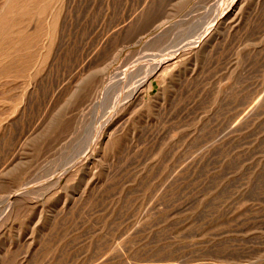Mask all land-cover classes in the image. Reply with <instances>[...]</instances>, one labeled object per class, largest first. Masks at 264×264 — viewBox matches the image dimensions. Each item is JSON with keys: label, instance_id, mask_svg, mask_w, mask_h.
<instances>
[{"label": "rangeland", "instance_id": "1", "mask_svg": "<svg viewBox=\"0 0 264 264\" xmlns=\"http://www.w3.org/2000/svg\"><path fill=\"white\" fill-rule=\"evenodd\" d=\"M0 264H264V0H0Z\"/></svg>", "mask_w": 264, "mask_h": 264}, {"label": "bare ground", "instance_id": "2", "mask_svg": "<svg viewBox=\"0 0 264 264\" xmlns=\"http://www.w3.org/2000/svg\"><path fill=\"white\" fill-rule=\"evenodd\" d=\"M242 1H243V0H242ZM235 2H236V1H235ZM230 3H231V2H230ZM236 3H237V2H236ZM236 6H237V5H236ZM229 7H230V6H229ZM232 7H233V6H232ZM227 8H228V7H227ZM228 9H229V8H228ZM237 9H238V8H237ZM220 10H221V9H220ZM231 10H232V9H231ZM231 10H230V11H231ZM221 11H222V10H221ZM230 11H229V13H230ZM222 15H223V14H222ZM225 20H226V19H225ZM219 21H220V20H219ZM223 21H224V20H223ZM223 21H222V23H223ZM227 21H228V20H227ZM227 21H226V22H227ZM218 24H220V23H218ZM224 24H225V23H224ZM211 26H212V24H211ZM215 26H217V25H215ZM221 26H222V25H221ZM225 27H226V26H225ZM207 30H208V29H207ZM207 30H206V31H207ZM205 33H206V32H205ZM205 33H204V34H205ZM219 33H220V32H219ZM180 48H181V47H180ZM4 54H5V53H4ZM10 54H11V53H10ZM7 55H9V54H7ZM4 56H5V55H4ZM173 56H174V55H173ZM173 56H172V57H173ZM5 59H6V58H5ZM162 64H163V60L160 61L159 65L162 66ZM165 65H166V64H165ZM160 66H159V67H160ZM163 66H164V65H163ZM161 68H162V67H161ZM159 70H160V69H159ZM147 71H148V70H147ZM154 72H155V71H154ZM154 72H153V73H154ZM95 130H96V129H95ZM94 133H95V132H94ZM112 133H113V131H112ZM100 135H101V134H100ZM90 137H91V136H90ZM92 138H93V137H92ZM90 142H91V141H90ZM90 147H91V146H90ZM56 177H57V176H56ZM15 258H16V257H15ZM10 261H11V260H10Z\"/></svg>", "mask_w": 264, "mask_h": 264}]
</instances>
